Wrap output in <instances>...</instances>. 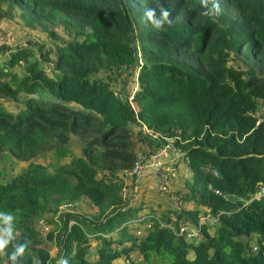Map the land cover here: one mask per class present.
<instances>
[{"label":"trees","instance_id":"obj_1","mask_svg":"<svg viewBox=\"0 0 264 264\" xmlns=\"http://www.w3.org/2000/svg\"><path fill=\"white\" fill-rule=\"evenodd\" d=\"M15 16L54 49L0 45V159L25 164L0 264H264V0H0ZM166 146L189 176L158 212L129 172Z\"/></svg>","mask_w":264,"mask_h":264},{"label":"rangeland","instance_id":"obj_2","mask_svg":"<svg viewBox=\"0 0 264 264\" xmlns=\"http://www.w3.org/2000/svg\"><path fill=\"white\" fill-rule=\"evenodd\" d=\"M57 32L63 36V31L61 28H57ZM25 41H32L34 44L39 43H45L46 48L54 49V42L49 40L45 32H43L41 29H29L25 27L20 19L18 17L13 18H6L1 21L0 23V45L6 44L9 46H16V45H22ZM137 72L136 67H131L129 69L121 68L119 70V78L117 80L113 81L114 83H119L118 86H120V83H126L124 93H132L136 88V81H135V75ZM49 75H52L51 71H47ZM104 74V73H101ZM111 74V72H110ZM126 79V80H125ZM70 148L74 154H79V144L76 140H72L70 143ZM140 155V152L138 153ZM38 161H41L43 163H48L49 161V155L44 154L42 157L37 158ZM163 162L165 163V160L163 159ZM179 166V170L181 168V173H178L171 178L170 182V192H174L177 189H183L184 188V181H185V172H187V169L185 167L184 161L177 162ZM167 164V162H166ZM25 164L21 162H15L14 159L10 154L5 153V155L0 159V179H4L6 177L10 178L17 172H19ZM148 166H144L141 174H143L145 168ZM166 170L171 177L172 173L175 172L171 168L170 164L166 165ZM176 173V172H175ZM152 177L149 179L147 178L148 184H144L141 186V175L136 179V185L140 188H145L147 190L146 197L147 199H144V196H140L147 204V208L149 205L155 206L156 210L159 212L160 210L166 209L167 206H169L168 197L167 194H162L159 192V183L157 182L156 176L152 173ZM143 176V175H142ZM139 193V192H138ZM137 197L139 198L138 194ZM71 209L74 211H77L81 213L82 215H91L95 209L93 206L88 202L87 199L83 198L80 202L75 204ZM38 222H36L37 224ZM35 224V226H36ZM38 226L39 223L37 224ZM93 245L95 244V240H92ZM53 251V250H52Z\"/></svg>","mask_w":264,"mask_h":264},{"label":"built area","instance_id":"obj_3","mask_svg":"<svg viewBox=\"0 0 264 264\" xmlns=\"http://www.w3.org/2000/svg\"><path fill=\"white\" fill-rule=\"evenodd\" d=\"M163 149L159 150L156 154L152 155L151 158L146 159L144 162H140L141 160H143V156L140 153V155H138L140 160L138 163L135 164L134 168L129 172V178L132 177L133 174L136 175L137 178L140 177L141 171L143 167L146 165L157 176V182L159 183V190L166 192L169 187V175L166 170V163H164L161 158ZM171 168L173 169V171L175 170V168L172 165ZM262 193L264 194V188L262 189ZM72 207L73 205L71 204L66 206L67 209H71Z\"/></svg>","mask_w":264,"mask_h":264},{"label":"crops","instance_id":"obj_4","mask_svg":"<svg viewBox=\"0 0 264 264\" xmlns=\"http://www.w3.org/2000/svg\"><path fill=\"white\" fill-rule=\"evenodd\" d=\"M161 158L162 160L164 159L165 160V163L167 162V164H170V166L173 164L175 165V172L172 173L171 177H169V185H170V182H171V178H173L179 171V174L181 173V168L179 170V166H178V163L179 161H181V157L179 155V153H176L172 148L171 146H166L164 149H163V153L161 155ZM183 161V160H182ZM166 164V165H167ZM152 170L147 167L145 168L143 174H141V186H143L144 184H148V181H147V178L149 179V177L151 178L152 177ZM155 175V173H153ZM143 175V176H142ZM156 176V175H155ZM189 176V172L187 170V172H185V178H187ZM157 178V176H156ZM140 188V187H139ZM140 189H143V188H140ZM2 239V235H1V232H0V240Z\"/></svg>","mask_w":264,"mask_h":264},{"label":"clouds","instance_id":"obj_5","mask_svg":"<svg viewBox=\"0 0 264 264\" xmlns=\"http://www.w3.org/2000/svg\"><path fill=\"white\" fill-rule=\"evenodd\" d=\"M220 12V9H218V13ZM6 241L5 240H0V252H3L5 245H6ZM23 253V249H18L16 252H13L10 259H12L13 261L16 260V257L20 254Z\"/></svg>","mask_w":264,"mask_h":264}]
</instances>
